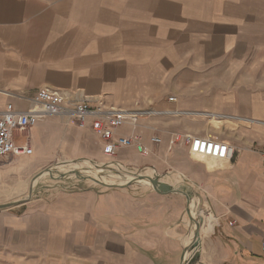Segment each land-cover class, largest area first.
Masks as SVG:
<instances>
[{
	"label": "crops",
	"instance_id": "obj_1",
	"mask_svg": "<svg viewBox=\"0 0 264 264\" xmlns=\"http://www.w3.org/2000/svg\"><path fill=\"white\" fill-rule=\"evenodd\" d=\"M46 88L164 114L125 124L111 141L92 120L81 129L49 117L31 131L35 171L88 158L159 170L177 155V185L210 210L196 264H264V0H0V114L27 111ZM174 134L233 157L213 164L189 143L172 147ZM131 137L146 151L118 145ZM21 159H0V188L23 180ZM188 206L186 195L154 189L57 190L24 213L0 212V264H191Z\"/></svg>",
	"mask_w": 264,
	"mask_h": 264
},
{
	"label": "built area",
	"instance_id": "obj_2",
	"mask_svg": "<svg viewBox=\"0 0 264 264\" xmlns=\"http://www.w3.org/2000/svg\"><path fill=\"white\" fill-rule=\"evenodd\" d=\"M174 101V99H171ZM29 107L25 112L15 110L13 105H8L6 110L0 114V159L10 160L19 158H30L33 156L32 129L41 121L49 117L64 118L68 124L76 125L81 129L88 126L92 120L91 128L102 140L111 141L116 131L125 124L136 125L143 116L161 115L162 112L153 111H126L122 109L109 108L104 106H92L87 101L73 102L60 91L46 88L28 100ZM140 137L119 138L118 145L123 147L137 146L139 151H146L140 143ZM154 143L161 140L153 137ZM186 142L193 149L213 152L229 150L221 144L211 140H199L189 135L174 134L171 146ZM117 148V145H113ZM264 161V150L261 152ZM233 153H230V160ZM264 253V245H263Z\"/></svg>",
	"mask_w": 264,
	"mask_h": 264
},
{
	"label": "rangeland",
	"instance_id": "obj_3",
	"mask_svg": "<svg viewBox=\"0 0 264 264\" xmlns=\"http://www.w3.org/2000/svg\"><path fill=\"white\" fill-rule=\"evenodd\" d=\"M229 152L231 153L230 150ZM32 158L21 159L22 168L27 171L26 175L22 177V181H20V178L15 175L18 180V182L15 183V186L4 189L0 188V205L17 203V206L0 210V212L13 214L24 213L28 206H31L41 200L48 199V197L51 196V194H54L57 190L65 192H75L87 189H95L101 192H106L111 189L125 192L131 190L136 192L145 189L153 190L151 186H147L142 183L127 185V183L122 182L120 179L112 178V175H120L122 177H125L124 174L131 176L143 175L148 178L153 176L152 178L157 180L159 183H166L165 185L168 187H173L174 185L180 183L179 174H181V172L179 170H181L183 167L181 162L182 158L175 155V157L169 158L168 163L162 165L159 170L154 167L131 170L126 167H119L116 163L110 160H102L98 162L88 158L76 160L60 159L55 165L43 166L35 171L37 166L33 164ZM30 169L32 171L29 172ZM49 169H51L53 173L52 176L48 173L34 181L37 175H39L41 172L46 173ZM151 170H153L154 174H146ZM62 175H66V177L61 178ZM92 179H95L103 184L115 185L116 187L108 188L92 181ZM32 182L34 187L33 192L30 193ZM188 196L191 195L188 194ZM194 200L196 203L199 202L196 197H194ZM192 209L193 208L191 207V215L194 219L203 218V223L200 226L201 233V228L206 222L204 215L209 213V208L207 205L199 203L198 206H195L194 213L192 212ZM208 232L209 230L206 233ZM190 237L192 238L193 246L196 242V223L194 222L191 225L189 238Z\"/></svg>",
	"mask_w": 264,
	"mask_h": 264
},
{
	"label": "water",
	"instance_id": "obj_4",
	"mask_svg": "<svg viewBox=\"0 0 264 264\" xmlns=\"http://www.w3.org/2000/svg\"><path fill=\"white\" fill-rule=\"evenodd\" d=\"M119 166V165H117ZM119 167H122V166H119ZM45 172H41L39 175H37L34 179V181H36L37 179H39L40 177L43 176ZM48 173L52 176L53 173L51 171V169L48 170ZM66 175H62L61 178H65ZM91 179V178H89ZM144 180H149L151 182V184L153 185V189L160 193V194H171V193H182L184 195H186L188 197V202H189V206H188V214L191 216V220H192V223H196V242L195 244L192 246V248L194 250H197V252L195 253L194 257L192 258V261H191V264H196L199 259H200V252L198 251V247L200 245V240H201V237H200V226L201 224L203 223V220L202 218H198V219H194L191 215V196H188V190H190L192 192V197L194 198L195 197V192L193 191V188L191 186H189L188 184L186 183H182V184H179L177 186H173V187H169V188H164L160 185V183L153 179V178H148V177H145L143 175H137L134 177V179L131 181V182H128L127 185H132V184H135V183H141L142 181ZM33 181V182H34ZM92 181L102 185V186H105V187H108V188H114L116 187L115 185H107V184H103L95 179H92ZM33 182L31 184V191L30 193L33 192ZM14 206H17V203H12V204H5V205H0V210H4V209H8V208H11V207H14ZM186 254V253H185ZM186 256V255H185ZM185 258V257H184ZM185 260V259H184Z\"/></svg>",
	"mask_w": 264,
	"mask_h": 264
},
{
	"label": "bare ground",
	"instance_id": "obj_5",
	"mask_svg": "<svg viewBox=\"0 0 264 264\" xmlns=\"http://www.w3.org/2000/svg\"><path fill=\"white\" fill-rule=\"evenodd\" d=\"M196 149V148H195ZM193 149V152L196 156L202 158V157H207L208 160L210 162H212L213 164H226V163H229L230 162V153H228L227 151H213V152H204V151H199V150H195ZM87 164V163H86ZM89 165V164H88ZM80 166V165H79ZM87 166V165H86ZM81 167V166H80ZM79 167V168H80ZM84 167V166H83ZM78 169V168H77ZM65 170V169H64ZM48 174V172L44 173V175ZM125 177H122L120 175H115L113 176L112 175V178L114 179H120L122 182H125V183H128V182H131L135 175L134 176H131V175H127V174H124ZM153 177V176H152ZM150 177V178H152ZM123 183V184H125ZM142 184L144 185H147V186H151L153 188V185L151 184V182L149 180H144L141 182ZM166 184V183H165ZM165 184H161L160 185L164 188H169L167 185ZM189 195L192 196V192L190 190L187 191ZM194 203V202H193ZM199 203V202H198ZM197 204V203H196ZM192 212H194V209H195V206L192 207ZM203 220V218H202ZM191 238V237H190ZM186 258H187V252H186ZM187 264V263H186Z\"/></svg>",
	"mask_w": 264,
	"mask_h": 264
}]
</instances>
